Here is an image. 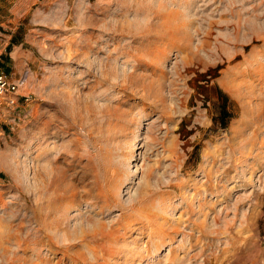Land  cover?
<instances>
[{"label":"rangeland","instance_id":"rangeland-1","mask_svg":"<svg viewBox=\"0 0 264 264\" xmlns=\"http://www.w3.org/2000/svg\"><path fill=\"white\" fill-rule=\"evenodd\" d=\"M5 48L0 264H264V0H0Z\"/></svg>","mask_w":264,"mask_h":264},{"label":"built area","instance_id":"built-area-1","mask_svg":"<svg viewBox=\"0 0 264 264\" xmlns=\"http://www.w3.org/2000/svg\"><path fill=\"white\" fill-rule=\"evenodd\" d=\"M3 63V53H0V64ZM24 84L23 79L13 81L4 71H0V105L14 106L17 103V94Z\"/></svg>","mask_w":264,"mask_h":264},{"label":"crops","instance_id":"crops-1","mask_svg":"<svg viewBox=\"0 0 264 264\" xmlns=\"http://www.w3.org/2000/svg\"><path fill=\"white\" fill-rule=\"evenodd\" d=\"M0 53H3L4 59L6 60L7 58L10 59L11 58V53L7 52L6 48L5 49H0ZM4 65V62L2 64H0V71L3 70L1 67ZM12 76V74H10ZM221 104V103H220Z\"/></svg>","mask_w":264,"mask_h":264}]
</instances>
